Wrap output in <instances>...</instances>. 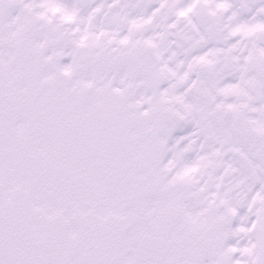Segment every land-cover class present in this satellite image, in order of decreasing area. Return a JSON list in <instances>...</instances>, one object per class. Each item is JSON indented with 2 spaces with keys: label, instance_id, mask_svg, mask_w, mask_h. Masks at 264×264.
<instances>
[{
  "label": "snow or ice",
  "instance_id": "6c2138e0",
  "mask_svg": "<svg viewBox=\"0 0 264 264\" xmlns=\"http://www.w3.org/2000/svg\"><path fill=\"white\" fill-rule=\"evenodd\" d=\"M0 264H264V0H0Z\"/></svg>",
  "mask_w": 264,
  "mask_h": 264
}]
</instances>
